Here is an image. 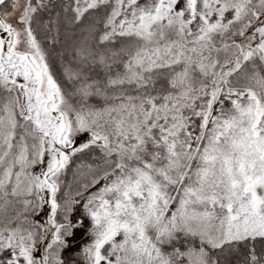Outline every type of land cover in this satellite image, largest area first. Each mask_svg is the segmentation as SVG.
Masks as SVG:
<instances>
[{
	"label": "snow or ice",
	"instance_id": "1",
	"mask_svg": "<svg viewBox=\"0 0 264 264\" xmlns=\"http://www.w3.org/2000/svg\"><path fill=\"white\" fill-rule=\"evenodd\" d=\"M0 264H264V0H0Z\"/></svg>",
	"mask_w": 264,
	"mask_h": 264
}]
</instances>
